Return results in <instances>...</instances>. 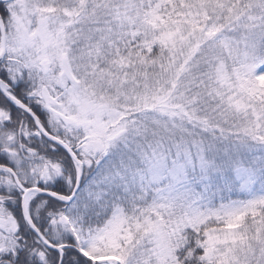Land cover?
Segmentation results:
<instances>
[{
  "label": "snow or ice",
  "instance_id": "snow-or-ice-1",
  "mask_svg": "<svg viewBox=\"0 0 264 264\" xmlns=\"http://www.w3.org/2000/svg\"><path fill=\"white\" fill-rule=\"evenodd\" d=\"M0 264H264V0H0Z\"/></svg>",
  "mask_w": 264,
  "mask_h": 264
}]
</instances>
